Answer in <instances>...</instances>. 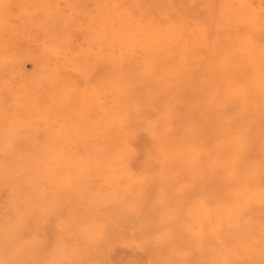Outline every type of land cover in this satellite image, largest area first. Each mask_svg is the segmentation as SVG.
I'll use <instances>...</instances> for the list:
<instances>
[{"label": "rangeland", "instance_id": "obj_1", "mask_svg": "<svg viewBox=\"0 0 264 264\" xmlns=\"http://www.w3.org/2000/svg\"><path fill=\"white\" fill-rule=\"evenodd\" d=\"M240 21L236 36L226 25ZM261 26L264 0H0V157L9 161L3 173L23 179L16 184L0 177L6 179L0 182V229L22 233L0 246V264H264V144L246 145L250 139L240 137L246 129H230L234 146L244 152L222 154L217 166L196 159L203 144L187 139L199 119L192 111L176 114L165 98L119 95L115 105L123 109L108 117L111 138L103 127L96 132L91 124L70 122L60 108L70 92L79 101L72 110L80 111L83 93L111 94L127 82L122 66L111 79L94 76L89 55L127 60L126 50H136L160 56V64L142 68L157 65L156 85L171 88L172 97L182 89L176 80L189 89L215 72V80L230 78L228 68L216 69L213 50L217 58L242 45H264ZM138 35L162 48L143 49ZM230 38L234 43L225 50ZM171 41L184 48L174 52L166 47ZM237 53L230 58L236 77L247 72L245 79L264 87V58L249 62ZM137 62H127L125 73ZM156 102L158 108L151 107ZM178 143L183 153L176 159ZM171 160L174 169L192 164L194 170L169 173ZM228 164L240 170L225 173L221 166ZM231 180L240 187L226 188ZM115 207L125 214H113Z\"/></svg>", "mask_w": 264, "mask_h": 264}, {"label": "bare ground", "instance_id": "obj_2", "mask_svg": "<svg viewBox=\"0 0 264 264\" xmlns=\"http://www.w3.org/2000/svg\"><path fill=\"white\" fill-rule=\"evenodd\" d=\"M231 23L232 22H230L226 25L227 28L229 30L232 29L234 31H237L236 36H240L239 32H241L240 30H243V26L241 27L242 22L240 21V22L234 23V24H231ZM249 23L251 25L253 23V21L250 20ZM230 25H232V26L230 27ZM226 26H224V27H226ZM1 27H2V25H1ZM1 27H0V37L2 36V33H3L1 31ZM118 27H116V28H118ZM132 28H134V27L132 26ZM260 28H261L260 29L261 36L264 37V32H262V31H264V27L261 26ZM140 37H141V35H138V39H136V41H138V43H142L143 49H145V50L151 49V51H156L157 49L159 50L160 48H162L161 45H159L158 48H154L155 47L154 44H151L150 41L148 43L147 42H145V43L141 42ZM42 39H44V38L42 37ZM6 41L8 42L7 39L2 40L3 43H5ZM229 42H230V44L224 45L225 50H227L230 47V45L232 43H234V39L230 38ZM169 44H171L170 49H173L174 52H175V50L177 52V51L182 50L181 48H184L181 45H178V43H175L174 41H171L170 43H168V45H166V47H169ZM257 44L258 43H255V45H253L252 48H251V46L246 47L245 45H242L240 48H238L236 51H234V53H231L225 57L215 58V51L213 50V53L211 54V58L214 60H218V61L214 62L216 69L218 68L219 64L221 66H224L225 68H228V70L226 72H229L231 74L230 78H223V79L215 80L214 77L217 75L215 72L213 74V76H211V77L208 75L207 78H205L204 83L199 85L198 88L193 86V88H189V89H188L189 85H187V89H186L184 87V85L180 83L179 80H176V83H177L176 86L178 88H182V89H180V90H178V92L174 93L175 95L173 94L172 97H171V93L173 91H171V88H168L166 86L164 87V85L158 86V85H156V82H155V81H157L154 78L155 72L157 70L156 69L157 65L152 66V67H151V65L153 63L157 64V63L161 62L162 58H160V56L155 57L154 55L151 54V52L148 53L147 51H145V52L138 51L137 52L136 50H126L124 55L126 57H129V58H127V60H126V58L121 56L122 59H124V60H122L121 58L118 57L116 60H119V61L116 63V60H115V57L113 54L111 56L105 57V58L101 57V56H97V55H89V59H91V60L93 59V61H94L93 66H92V68L95 72L94 76L97 75L96 73H100V76L102 75L103 78H110L111 79L114 76V74H116L114 70L117 68H115V67H117V66L121 67L122 66L121 67V75H123V76L120 75L119 71H117V74L120 75L122 77V79H126L127 82L122 84V85H119L120 87H118L115 91H113L114 89H111V94H110V91L105 92L103 95H99V94L90 95V94L83 93L82 95L84 96L85 100H83L82 108H80V105H77V107H76V108L80 109V111H77L76 109H75V111H73L72 110L73 107H71L74 104V102H75V104L79 103V101L77 99L78 94H75V93L71 94V92H70L67 95L65 93V95H67L68 97H64L62 99V101H61L62 105H60V108L63 110L64 115H66V117H68V119L69 118L71 119L70 122L75 121L77 124H80V125L81 124H84V125L85 124L86 125L91 124V125H93V127L90 130L96 131V132H100L101 131L100 129L103 127L102 130L105 133L107 132L106 136H108V138L109 137L111 138L110 135H112L111 132L113 131V129L111 131L110 128L112 127L111 125H113V123H111V119H108V117L111 118V115H110L111 112H115V111L117 112V111L123 109L122 107L115 105L116 100H117L119 95L121 97L123 95L124 96H131L133 99H138V100H139L138 97L145 96L147 94L149 95L148 97L150 100L156 99V101H157V99H159V98H161L162 100L165 98V100L167 102L171 101L172 105L176 106L175 107V108H177L176 114H179L180 112H185V111L186 112L192 111V113L199 119V125H197V127L194 128V131H192V133L190 132L188 134L187 139L188 140H195V141L196 140L199 141V139H200V141L203 144V146H202L203 150L201 151V153L198 154L199 156H197V155L195 156L194 154L193 155L196 159L204 160V158H206V159H209L211 163H212V161H214L212 164L213 165L215 164L218 166L219 164H221L219 157H221L222 154H225V155L228 154L229 155L232 152H236V151H239L240 153L244 152L243 149H240L236 145L234 146V142L232 140L233 136L230 134V129L232 130L233 128H236V127L246 129V130H244L245 132L242 133L240 136V137L246 136L247 139H250L249 143L247 141L246 145L247 144H251V145L255 144V145L259 146V145L264 144L263 143L264 142V134L262 133V132H264V116H263L264 115V87L263 86H260V87L256 86L255 87V86H253L254 85V81H253L254 79H252V80L245 79L248 76L247 72L246 73L244 72V74L239 75V78H237L235 75L234 68L230 67L231 61L234 60V59L231 60L230 58H231V56H234L236 52H238L237 54H240V55L242 52H244V53H242V56L247 60L249 59V62H251L254 59V57H258V58L263 57L264 58V45L258 46ZM121 46H122V44H121ZM4 48H6V47H4ZM240 51H242V52H240ZM190 52H189V55H191V53H192V52L191 53ZM208 52H211V51H208ZM229 52H231V51H229ZM1 53H3V52L0 50V72L3 70V67H4L2 64L3 60L1 61V58L3 57L1 55ZM122 53H124V52H122ZM174 56H175L174 53L173 54L168 53L166 55V57H168V58H172ZM41 57H45V56H41ZM226 58H228V59H226ZM136 59L138 61L137 64L140 63L139 66L136 64L139 68L138 69L132 68L133 66H136V65H132V63H131V64H129V65H131V66H129L130 68L127 69V72L125 73V67H126L127 62H134V60H136ZM145 62L151 64L150 68L147 70L142 68V67H144L143 64H145V66H146ZM189 69L191 70V67H189ZM212 69H214V66L212 67ZM232 70H234V72ZM249 73H252V72H249ZM165 75H167V74H164V76ZM176 75H178V74H176ZM237 76H238V74H237ZM142 78H146V80L143 81ZM241 78L246 80V82H244L245 84H243V85L240 84L241 82L238 83ZM110 79H108V80H110ZM137 81H141L142 84H141L139 90L138 89L134 90L132 84L137 82ZM260 84L263 85V82H261ZM109 94L111 95V97L109 99H106L105 97L106 96L109 97L110 96ZM114 95H116L115 98H113ZM222 101H225V102L222 103ZM158 104H159L158 102L153 103V104L151 103V107L153 106L154 108L155 107L158 108V106H159ZM22 111L27 112L28 109L23 108ZM2 113L3 112H1L0 115H2ZM137 113L138 112H136L135 114H137ZM7 114H8V111H7ZM73 115L76 118L75 120H73L74 119ZM229 115H234V116L232 118H230L229 120H227V117ZM174 118H176L175 115H174ZM188 120H189V122H186ZM186 121L182 122L183 125H188L191 122L189 117H188V119H186ZM105 129H106V131H105ZM197 131H198V134L196 135ZM201 131H204V133L203 132L200 133ZM28 132H31V131L28 130ZM177 132H179L178 128L175 129L174 133H177ZM152 133H154L152 135V139L156 140L155 132H152ZM116 135L117 134L114 133L113 137H115ZM194 135H196V136H194ZM27 137H28V135H27ZM173 139H172L173 143L178 142V140H173ZM87 140L91 141L90 138H88ZM164 143H167L166 145L169 144V142H164ZM116 145L118 147H120L119 144H116ZM89 146H91V151L96 147L93 145H89ZM177 146H180V143H178ZM182 153H183L182 146L178 147L173 152V154L171 152L172 157L176 158V159H178V157L180 156L179 154H182ZM260 155H263V153L261 152ZM184 157L185 158L187 157V159H189V158H192V155L191 156L184 155ZM214 159H216V160H214ZM8 162L9 161L4 162L3 158L0 157V177H1V175L5 176V177L9 176V179H12L13 181H15L16 184L23 182V179L21 177L16 178L14 171H13V173L10 172L9 174L2 172V165L4 163L6 164ZM173 163H174V160H171V162H168L165 166V167H168L169 173L172 171V172H174V174L176 172H177V174H179L180 172L187 173V172L194 170L192 168V166H193L192 164H190V167H189V165H187V167H183V169H181V166H178L177 169H174ZM9 164H11V163H9ZM207 166L208 165H206L204 163L201 165V168H203L205 171H208ZM222 166H221L222 170H224V172L228 173V174L231 173L232 170H238L239 169V167H237V166H236L237 169H235L236 167L234 165H233L234 166L233 167L231 164H228V166H226V168L224 166L223 167ZM164 172H168V171H164ZM210 174H214V172L210 173ZM5 177H2L0 179V182H1V180H3V181L6 180V179H4ZM224 179L226 180V178H224ZM176 180L177 179H175V181ZM8 181H10V180H8ZM241 181H244V180L241 179ZM10 182H12V181H10ZM9 184L10 183H7L6 185H9ZM4 186H5V184H3V187ZM162 186H164L166 188H170V186L167 187L168 185L165 186V184H163ZM235 186L240 187V183L237 181L231 180V182L226 184V188H228V189L230 188L231 191L234 190L233 188ZM121 188L123 189V190L121 189V191L123 193H126L130 190L129 189L130 187L122 186ZM124 188H126V189H124ZM59 190H60L59 192L61 193V191L65 190V188L60 186ZM68 197H70V196H68ZM135 198H137V195L132 196V201H134ZM28 206H29L28 203L24 204V207H28ZM91 208H92V206H91ZM34 209H33V212L36 213V211ZM115 209H117V208L115 207V208H113V210H111L113 214L116 213L117 215H119V217L121 215L125 214V213H123V208L119 207L116 211H115ZM43 212H44V209H43ZM112 213H110V214L112 215ZM117 215H115V218H117L116 217ZM203 219H205V216ZM41 229L45 230V221H43ZM152 229H154V228H152ZM12 234H13V236L16 237V236H20L22 233L18 230H14L12 227H9V228L6 227V229H4V228L0 229V246L2 244H6L8 242L7 237L9 236L11 239ZM65 234H66V232H65Z\"/></svg>", "mask_w": 264, "mask_h": 264}]
</instances>
